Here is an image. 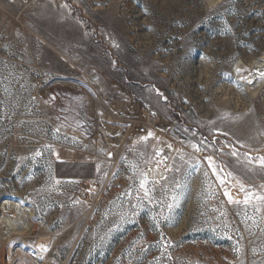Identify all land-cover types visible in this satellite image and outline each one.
<instances>
[{
    "label": "rangeland",
    "instance_id": "1",
    "mask_svg": "<svg viewBox=\"0 0 264 264\" xmlns=\"http://www.w3.org/2000/svg\"><path fill=\"white\" fill-rule=\"evenodd\" d=\"M262 58L264 0H0L11 264H264Z\"/></svg>",
    "mask_w": 264,
    "mask_h": 264
},
{
    "label": "bare ground",
    "instance_id": "2",
    "mask_svg": "<svg viewBox=\"0 0 264 264\" xmlns=\"http://www.w3.org/2000/svg\"><path fill=\"white\" fill-rule=\"evenodd\" d=\"M262 76H264V58L255 62V64L252 67V70L249 72V74L244 76L243 79L246 81V83L252 84L256 80L261 79ZM107 130L109 132H112V131H114V128L108 127ZM133 132H134V129L132 130V133ZM121 138L122 137L119 136L117 141L118 142L122 141ZM8 205H9V199L3 200V202L0 204L1 211L7 210ZM8 210H10V208ZM12 211L16 215V218L13 221L9 220L8 218H5V217H1V220H0L2 223L6 224L8 226V230L6 232L0 231V264H11V253L9 252L8 249H6V244L12 237L23 236V238H24L26 236H34L36 233V228H35V225L33 224L34 221L32 222V219H33L32 215L33 214H32V208L31 207L27 206L21 200H14L13 206H12ZM46 245H47L46 241H39L37 243V246H36L37 250L40 251V250L45 249ZM6 250H8V251H6ZM10 251H11V248H10ZM20 253H22V252H20ZM18 257H19V254H18ZM22 257L24 258V261L26 262L24 264H29V263L42 264L39 261L38 254H36V256L33 258V260L31 262H30V259L32 257H30V259H29L26 255H24V253H23ZM24 261H22V262H24Z\"/></svg>",
    "mask_w": 264,
    "mask_h": 264
},
{
    "label": "built area",
    "instance_id": "3",
    "mask_svg": "<svg viewBox=\"0 0 264 264\" xmlns=\"http://www.w3.org/2000/svg\"><path fill=\"white\" fill-rule=\"evenodd\" d=\"M158 124V115L155 111L145 108L141 110L135 118L134 134L136 136H143L147 134L148 130L154 129ZM200 151H192L193 156L197 159H201L205 152L206 146L203 143L195 145Z\"/></svg>",
    "mask_w": 264,
    "mask_h": 264
},
{
    "label": "snow or ice",
    "instance_id": "4",
    "mask_svg": "<svg viewBox=\"0 0 264 264\" xmlns=\"http://www.w3.org/2000/svg\"><path fill=\"white\" fill-rule=\"evenodd\" d=\"M193 150H194V151H200V149H199V148H196L195 146H193ZM209 166L211 167V162H209ZM259 166H260L261 168H264V163H261ZM213 174L215 175V173H213ZM144 186H145V185L142 183V184H141V188H144ZM225 196L228 198L229 202H231V203H235V204H241V203H242L240 200H235V199L230 195V193L227 192V190H225ZM251 199H252V197L249 196V197H248V200H251ZM256 199H257V200H264V196H257ZM247 202H248V201L245 200L243 203H244V204H247ZM45 251H47V249H45ZM253 254H254V255L256 254L255 250L253 251Z\"/></svg>",
    "mask_w": 264,
    "mask_h": 264
}]
</instances>
